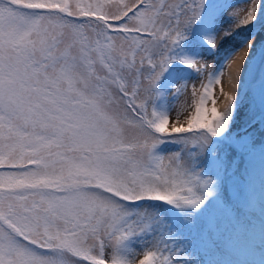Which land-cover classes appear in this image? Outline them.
Returning <instances> with one entry per match:
<instances>
[{"label":"snow or ice","instance_id":"obj_1","mask_svg":"<svg viewBox=\"0 0 264 264\" xmlns=\"http://www.w3.org/2000/svg\"><path fill=\"white\" fill-rule=\"evenodd\" d=\"M257 26L264 0H0V264H264Z\"/></svg>","mask_w":264,"mask_h":264},{"label":"rangeland","instance_id":"obj_2","mask_svg":"<svg viewBox=\"0 0 264 264\" xmlns=\"http://www.w3.org/2000/svg\"><path fill=\"white\" fill-rule=\"evenodd\" d=\"M217 2H220V0H217ZM234 2H235V3H240L241 0H234ZM260 30H261L260 27L256 28V32H257V33H259ZM257 36H258V35H257ZM237 39H241V38L238 37ZM257 41H259L258 37H257ZM208 58H209V62H210V63H215V58H213V57H211V56H209ZM243 115H244V112L242 111V113H241V118H242ZM258 137H259V138L256 139V143H257V144L260 143V140H261V138H262V137H261V134H258ZM230 192H231V191H230V187H229V192H228L229 195H231Z\"/></svg>","mask_w":264,"mask_h":264},{"label":"trees","instance_id":"obj_3","mask_svg":"<svg viewBox=\"0 0 264 264\" xmlns=\"http://www.w3.org/2000/svg\"><path fill=\"white\" fill-rule=\"evenodd\" d=\"M258 27H259V26H257V28H258ZM244 111H246V109H245ZM243 119H244V115L242 116V120H243ZM252 131L255 132V140H256L257 138H259V137H258V134H261V133H260V130H259V125H256L255 128L252 129Z\"/></svg>","mask_w":264,"mask_h":264},{"label":"bare ground","instance_id":"obj_4","mask_svg":"<svg viewBox=\"0 0 264 264\" xmlns=\"http://www.w3.org/2000/svg\"><path fill=\"white\" fill-rule=\"evenodd\" d=\"M261 36H264V32H262L261 30H260V32L258 33V39H260L261 38ZM173 115H175V114H173ZM230 194L232 195V193H233V190H232V188H231V186H230ZM229 195V194H228ZM257 211H258V208H257Z\"/></svg>","mask_w":264,"mask_h":264}]
</instances>
